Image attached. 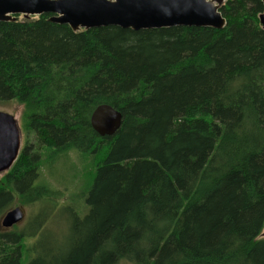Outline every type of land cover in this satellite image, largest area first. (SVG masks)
Instances as JSON below:
<instances>
[{
	"label": "trees",
	"instance_id": "obj_1",
	"mask_svg": "<svg viewBox=\"0 0 264 264\" xmlns=\"http://www.w3.org/2000/svg\"><path fill=\"white\" fill-rule=\"evenodd\" d=\"M263 10L228 0L222 30L0 22V104L23 107L25 136L0 217L17 199L56 206L41 172L69 154L88 206L65 251L0 233V264H264ZM103 104L123 116L112 137L91 126Z\"/></svg>",
	"mask_w": 264,
	"mask_h": 264
},
{
	"label": "water",
	"instance_id": "obj_2",
	"mask_svg": "<svg viewBox=\"0 0 264 264\" xmlns=\"http://www.w3.org/2000/svg\"><path fill=\"white\" fill-rule=\"evenodd\" d=\"M228 0H0V22L16 16L49 15L50 22L68 25L73 31L119 27L133 31L174 27L222 30L227 21L220 6ZM264 5V0H262ZM264 29V10L259 16ZM122 114L110 105L98 106L91 126L100 137L114 136L122 126ZM22 134L15 116L0 111V174L17 161ZM25 219L17 207L4 214L1 226L11 229ZM264 237V232H263Z\"/></svg>",
	"mask_w": 264,
	"mask_h": 264
},
{
	"label": "rangeland",
	"instance_id": "obj_3",
	"mask_svg": "<svg viewBox=\"0 0 264 264\" xmlns=\"http://www.w3.org/2000/svg\"><path fill=\"white\" fill-rule=\"evenodd\" d=\"M17 17L22 20L24 16ZM0 111L15 116L18 126L21 127L23 113V107L21 105L15 101L2 103L0 104ZM21 134L23 148L25 136L22 132ZM84 169V164L79 162L75 154H69L60 163L56 164L54 169L44 167L41 172L42 179L40 183L45 184L50 191L60 193L56 197L57 199L53 200L56 201V206L40 202L23 205L17 199L10 210L17 207L21 208L25 213V219L16 228L4 229L1 226V221L4 216L2 215L0 217V233L12 234L23 230L28 232L39 230L40 232L35 237L32 235L29 241L31 245H36L42 254L51 249H58L59 251L68 249L71 218L74 213H79L82 210L88 211L85 199L86 194H83L86 189V184L81 179V176L85 173ZM5 175L6 173L0 174V182ZM53 207L55 208L54 212L52 211ZM83 215L81 213V216ZM27 236L30 237V235Z\"/></svg>",
	"mask_w": 264,
	"mask_h": 264
}]
</instances>
